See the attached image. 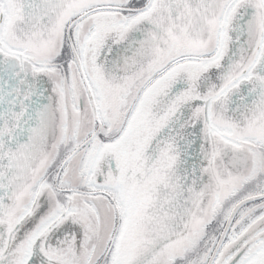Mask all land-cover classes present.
Listing matches in <instances>:
<instances>
[{"label":"snow or ice","instance_id":"1","mask_svg":"<svg viewBox=\"0 0 264 264\" xmlns=\"http://www.w3.org/2000/svg\"><path fill=\"white\" fill-rule=\"evenodd\" d=\"M0 264H264V0H0Z\"/></svg>","mask_w":264,"mask_h":264}]
</instances>
